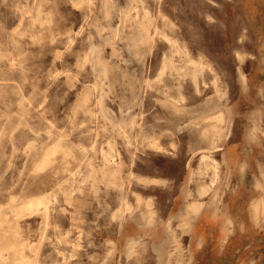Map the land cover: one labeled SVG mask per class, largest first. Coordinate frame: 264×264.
Instances as JSON below:
<instances>
[{"label": "rangeland", "instance_id": "374dc122", "mask_svg": "<svg viewBox=\"0 0 264 264\" xmlns=\"http://www.w3.org/2000/svg\"><path fill=\"white\" fill-rule=\"evenodd\" d=\"M262 127L264 0H0V264H203Z\"/></svg>", "mask_w": 264, "mask_h": 264}, {"label": "crops", "instance_id": "0c3cea01", "mask_svg": "<svg viewBox=\"0 0 264 264\" xmlns=\"http://www.w3.org/2000/svg\"><path fill=\"white\" fill-rule=\"evenodd\" d=\"M262 132H264V127H262ZM247 137H243L241 141L235 142V151H237L238 157L235 160L234 163L231 162V160L228 159V167H229V175L233 177L235 181H242L244 180V175L246 172L250 173L249 175L252 177L251 181L253 182H259L261 183V186H258L254 188V191L257 192L256 198H250L247 202L248 205V220L247 224L245 226H242L240 228L239 234H235L236 236L231 239L230 237H227L228 233L230 232V228L233 221L232 216H230L226 211L222 210L220 214L225 213L231 218V223L227 227H223V223L221 221V216L219 215V237L216 238L214 236H211L209 234V237L205 234H203L202 237L196 242L193 240L192 248L194 251L196 250V247L199 245L202 246H208L210 247L209 252L205 253L202 256V263L203 264H238L239 260L235 259L236 255L227 254V250L225 247H228L230 245L237 247H251L250 255L254 253V246H257L259 244V238L258 234L260 231L264 232V213L259 212L258 215L254 216L253 206L252 203L258 201V199L262 196H264V143H260L259 147H248L247 144ZM213 161V160H212ZM215 164V172H216V161L214 160ZM216 177V174H215ZM256 185V184H255ZM261 187V188H260ZM254 217V218H253ZM256 218V220H254ZM204 229V228H203ZM195 229H193L194 231ZM246 233H249L250 236H246ZM194 235V233H193ZM246 236L245 240L243 239V236ZM243 241H245L243 243ZM196 242V243H195ZM219 246V253L221 255H216V247ZM213 248V250L211 249ZM237 250V249H236ZM197 256L195 253L190 254L189 259L192 258V264H194L195 258ZM241 258V257H240ZM241 260V259H240Z\"/></svg>", "mask_w": 264, "mask_h": 264}, {"label": "bare ground", "instance_id": "6f19581e", "mask_svg": "<svg viewBox=\"0 0 264 264\" xmlns=\"http://www.w3.org/2000/svg\"><path fill=\"white\" fill-rule=\"evenodd\" d=\"M10 125V124H9ZM257 186H261V183L257 182ZM261 188V187H260ZM264 190V189H262ZM49 195V194H48ZM48 198V197H47ZM49 199V198H48ZM52 201V200H51ZM49 203V202H48ZM44 205V204H43ZM252 208L254 211V216L258 215L259 212L264 213V196L260 197L258 201L252 203ZM46 210V209H45ZM254 218V217H253ZM256 220V218L254 219ZM3 247V246H2ZM22 249V248H21ZM4 253V252H3ZM3 255V254H2ZM1 252H0V259L2 257ZM33 263V262H32Z\"/></svg>", "mask_w": 264, "mask_h": 264}]
</instances>
